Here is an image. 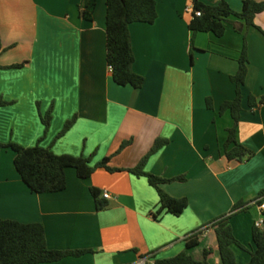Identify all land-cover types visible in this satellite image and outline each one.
Wrapping results in <instances>:
<instances>
[{"label": "crops", "instance_id": "crops-1", "mask_svg": "<svg viewBox=\"0 0 264 264\" xmlns=\"http://www.w3.org/2000/svg\"><path fill=\"white\" fill-rule=\"evenodd\" d=\"M94 1L91 18H85L89 0H0V99L10 103L0 107V141L83 156L91 165L110 157L109 167L130 169L156 139H165L144 170L163 178L184 176L185 181L161 188L173 198H186L188 206L179 216L155 218L159 197L145 177L103 168L87 179L67 168L64 190L37 194L17 173L14 153L1 149L0 218L42 224L50 249L87 251L42 264H133L181 252L200 261L205 249H212L209 264H222L210 223L243 203L248 210L232 215L230 224L234 237L252 250V227L264 211L254 204L264 193V101L249 106L248 98H264V34L256 28L264 31V12L256 15V27L238 33L228 24L216 37L189 30L192 0H155L153 24L129 26L133 71L144 78L135 89L111 78L106 0ZM226 1L241 11L242 0ZM244 39L249 62L236 139L254 154L237 162L223 153L233 119L219 107L235 97L230 77L237 72ZM17 64L22 66L3 68ZM50 108L45 130L41 115ZM74 116L70 129L57 137ZM125 141L130 144L117 152ZM92 187L109 193V199L100 194L105 209L96 210ZM200 230L198 245L187 248L185 237ZM231 248L238 264L249 262L248 252Z\"/></svg>", "mask_w": 264, "mask_h": 264}, {"label": "trees", "instance_id": "trees-1", "mask_svg": "<svg viewBox=\"0 0 264 264\" xmlns=\"http://www.w3.org/2000/svg\"><path fill=\"white\" fill-rule=\"evenodd\" d=\"M95 5L94 0H89L86 9L82 12L85 18H91ZM106 63L111 72L113 82L118 86H131L140 89L143 86L144 78L133 71L134 55L131 47L129 26L133 23L153 24L157 18L155 0H106ZM192 18L188 23L189 30L193 33L211 32L216 37H222L226 26L231 24L238 33L243 28L256 27L254 19L257 14L264 12V0H242V9L235 12L231 9L226 0H218L216 4L210 5L201 0H192ZM194 11H199L200 16H196ZM237 18L241 22L237 23L230 18ZM262 34L260 28L256 27ZM3 52L0 37V54ZM237 72L230 77V81L235 87V97L230 101H224L219 107V113L228 111L233 119V125L227 129V139L223 145L225 157L231 161L243 162L253 156V152L240 144L236 139V129L241 117V87L247 75L248 54L246 40L238 57ZM22 64L10 65L3 68H19ZM264 101V98L256 100L249 96V106L256 105ZM9 102L0 99V107L9 105ZM207 108H212L211 99H206ZM76 117L66 121L57 137L67 132L75 122ZM51 120V108L41 115V122L45 130L49 127ZM130 144V141L123 142L119 150ZM167 144L165 139H156L150 150L139 160L137 165L130 169H117L109 167L110 157H105L95 165H91V159L83 156L57 155L50 148L36 145L34 147H22L13 142L3 143L0 141V150L9 149L14 153L13 165L21 177L22 181L34 193H55L66 188L65 170L72 168L80 179H87L98 168H103L108 172L126 170L137 177H145L148 184L152 186L159 197L158 207L154 214L157 218L162 213H169L179 216L188 206L186 198H173L166 194L161 185L170 182H183L184 176L173 178H163L144 170L148 158ZM95 201L96 210L105 209L108 204L100 199V191L90 188ZM255 205L264 204V193H260L254 202ZM250 205L236 203L231 213L220 216L211 221L214 228L217 249L222 264H238L235 254L231 248L236 245L245 250L250 255L247 264H264V226L261 228L253 225L252 243L254 248L247 249L233 235L230 218L236 212L247 211ZM235 212V213H234ZM264 216V211H262ZM203 231H196L187 235L184 239L187 248L198 245ZM84 250H55L50 249L45 240V232L42 224H24L13 220L0 218V264H42L60 261L66 257H79ZM212 254V249L203 251V259L195 260L186 252H181L176 256L166 259H157L154 264H209L207 258Z\"/></svg>", "mask_w": 264, "mask_h": 264}, {"label": "built area", "instance_id": "built-area-1", "mask_svg": "<svg viewBox=\"0 0 264 264\" xmlns=\"http://www.w3.org/2000/svg\"><path fill=\"white\" fill-rule=\"evenodd\" d=\"M193 11V10H192ZM194 14L196 16H200V12L199 11H194ZM101 197L104 198V199H109L110 198V195L108 192H103L101 194ZM260 209L264 210V204L260 205ZM254 225L258 228H261L262 226H264V216L261 215V217L255 221ZM151 257L149 256H146V257H142L140 258L139 260H137L135 263L133 264H154L153 262L154 261H150Z\"/></svg>", "mask_w": 264, "mask_h": 264}, {"label": "rangeland", "instance_id": "rangeland-1", "mask_svg": "<svg viewBox=\"0 0 264 264\" xmlns=\"http://www.w3.org/2000/svg\"><path fill=\"white\" fill-rule=\"evenodd\" d=\"M258 220V219H257Z\"/></svg>", "mask_w": 264, "mask_h": 264}]
</instances>
